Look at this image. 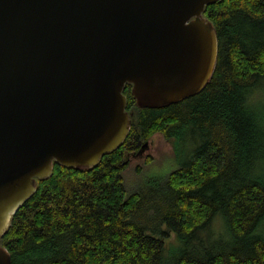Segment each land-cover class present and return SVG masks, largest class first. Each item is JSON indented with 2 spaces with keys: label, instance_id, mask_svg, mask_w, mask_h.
<instances>
[{
  "label": "trees",
  "instance_id": "1",
  "mask_svg": "<svg viewBox=\"0 0 264 264\" xmlns=\"http://www.w3.org/2000/svg\"><path fill=\"white\" fill-rule=\"evenodd\" d=\"M205 16L219 38L206 87L142 108L127 84L126 140L96 167L38 179L0 238L12 264H264V0H218ZM156 133L184 155L129 191L125 155Z\"/></svg>",
  "mask_w": 264,
  "mask_h": 264
},
{
  "label": "water",
  "instance_id": "2",
  "mask_svg": "<svg viewBox=\"0 0 264 264\" xmlns=\"http://www.w3.org/2000/svg\"><path fill=\"white\" fill-rule=\"evenodd\" d=\"M217 1L0 0V238L55 164L96 167L122 146L127 84L142 108L206 87ZM0 264H12L1 244Z\"/></svg>",
  "mask_w": 264,
  "mask_h": 264
},
{
  "label": "rangeland",
  "instance_id": "3",
  "mask_svg": "<svg viewBox=\"0 0 264 264\" xmlns=\"http://www.w3.org/2000/svg\"><path fill=\"white\" fill-rule=\"evenodd\" d=\"M253 102L255 104V101ZM256 102L257 107L263 109L261 107L264 104V91L260 93ZM183 155L182 148L173 150L170 141L165 139L162 134H154L148 140V145L141 154L128 156V166L123 172L128 190L134 191L141 189L150 180L162 179L177 164V156L181 157ZM174 240L175 234L172 233L171 242Z\"/></svg>",
  "mask_w": 264,
  "mask_h": 264
},
{
  "label": "flooded vegetation",
  "instance_id": "4",
  "mask_svg": "<svg viewBox=\"0 0 264 264\" xmlns=\"http://www.w3.org/2000/svg\"><path fill=\"white\" fill-rule=\"evenodd\" d=\"M147 145H148V141L145 144H143L137 151L127 152L125 155L126 160H128V156L130 155L141 154L144 151V149L147 147Z\"/></svg>",
  "mask_w": 264,
  "mask_h": 264
}]
</instances>
